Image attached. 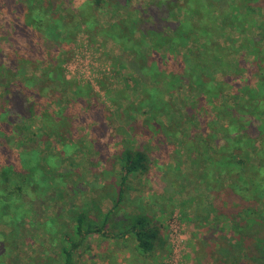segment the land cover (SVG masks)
<instances>
[{
    "label": "trees",
    "instance_id": "1",
    "mask_svg": "<svg viewBox=\"0 0 264 264\" xmlns=\"http://www.w3.org/2000/svg\"><path fill=\"white\" fill-rule=\"evenodd\" d=\"M10 3H13L9 7L14 20L12 35L25 36L26 40L23 45L17 44L11 33L1 31L0 46L3 40L10 43L0 49V87L4 92L0 96V226L9 228L11 236L25 225L44 228L50 236L59 234L61 238L56 240L63 243L62 264H74L75 254L91 238L111 241L120 251L135 247L152 252L154 240L166 233L162 220L157 219L158 213L173 215L172 208L169 211L167 207L173 204L178 208L173 197L181 195L187 196L184 206L189 204L190 213L186 215L183 210L185 217L210 231L196 245L195 264H264V185L257 177L264 169V100L261 98L264 0H154L149 4L143 0L138 5H133L131 0H106V7L119 21L113 22L105 34L120 42L123 52L133 57L130 60L127 55H119L113 68L127 70L132 84L146 83L138 106L147 112L142 114V108L136 109L134 104L126 109L119 105L114 118L109 114L105 122L94 120L98 138L88 149L73 150L68 148L73 144L70 131L75 126L87 125L89 120L82 110L89 103L84 100L87 95L73 89L60 66L71 58L73 42L79 33H85L91 43L104 36V31L99 32V21L91 15L104 0H13ZM177 12L186 13L189 18L175 19ZM15 21L21 23L17 25ZM231 31L240 39H237L238 49L253 59L238 66L237 76L228 80L232 85L222 91V83H216L214 75L230 67L229 58L236 41L228 34ZM227 34L229 38L221 42ZM253 34L256 41L252 40ZM165 47L186 50L184 55L177 53L172 58V92L168 93L173 97L183 87L189 94L185 98L180 90L178 95L184 97L186 122L180 119L164 123L153 112L152 105L150 108L146 103L149 101L146 85L156 81L150 75L152 68L143 59L150 58L154 65L151 56L159 54L156 49ZM25 63L34 65V72L42 71L36 81L24 69ZM245 73L249 76L244 77ZM140 74L145 77L143 81ZM165 108L169 119L171 113L177 116L179 107L173 99L171 109ZM10 110L18 116L12 117ZM139 115L144 117L138 124ZM32 117L39 121L42 132L32 133L26 142L19 143L18 154L7 150L9 136L4 120L14 123L20 131L29 128L27 122ZM225 118L231 122L228 133L231 152L235 153L230 155L226 138H219V134L225 135L219 127ZM257 121L261 125H255ZM139 135L149 139L142 140ZM258 140L259 145H252L251 142ZM57 145L62 147L58 153L60 159L70 164H75V157L84 152L82 149L91 152L92 177L91 181H84L89 188L83 193L91 194L95 211L106 199L111 202V208L95 221L89 219L87 201L76 206L71 200L70 208H59L55 217L46 213L51 204L57 205L59 200L67 198L64 193L69 185L67 176L55 167L57 158L53 163L47 152L49 147L57 149ZM161 151L162 160L167 158V162H159ZM165 151L170 153L166 155ZM230 165L241 169L235 171ZM141 176L149 182L164 179L175 187L174 192L159 195L153 190L152 201L147 204L151 209L144 210L139 201L128 198L129 190L135 186L133 181ZM56 177L66 180L61 184ZM224 181L229 182L227 187H222L228 191L225 198L220 194L221 188L211 184L217 182L221 186ZM196 192L197 196L193 195ZM64 212L70 223L50 231L52 221ZM39 218L46 221H36ZM225 222L232 232L229 237L220 229ZM3 242H9V237Z\"/></svg>",
    "mask_w": 264,
    "mask_h": 264
},
{
    "label": "rangeland",
    "instance_id": "2",
    "mask_svg": "<svg viewBox=\"0 0 264 264\" xmlns=\"http://www.w3.org/2000/svg\"><path fill=\"white\" fill-rule=\"evenodd\" d=\"M10 1L12 2L13 0H8L7 3L5 0H0V5H3L0 11V37L1 31L3 30H7L9 33H11V35L14 34V32H12L13 29H11V26L14 25V20L11 19L9 14V7H12L13 3H10ZM142 1L143 0H131L133 5H138ZM146 2L149 4L153 3L154 0H146ZM105 3L106 0H104V3L101 6L96 7L93 11H91V15L96 17L99 21V32L104 31V36H98L95 43H91L85 33H79L76 36L75 42H73L75 49L71 58L60 66L63 70L65 78L72 83L73 89L79 90L82 94L87 95V97H84V100L85 102L89 103H86L87 106H85L82 110V114H84L87 120H89L87 125L84 127L82 125L75 126L74 130L70 131V137H72L73 144L70 143L68 148H71V150H73L75 147H86L88 149L92 144V141L95 138H98V130L96 129L97 124L93 123L94 120L105 122V118H107L109 114H113L111 116L114 118L117 114V110L119 109V105L126 109L128 106L134 104L135 108L139 109L140 106H138V102H140L142 99V87L146 84L142 82L136 85L132 84L133 79H129L127 70H118L113 68L114 60L119 55L120 57L127 55L130 60H132L133 57H130L129 54L123 52V47L120 45V42H115L106 36L107 34H105V32L108 33V29L111 24L115 21H119V18L110 12V9L106 7ZM181 4H183V2H181ZM174 18L179 19L180 21H186V18L189 17L186 13L177 12L175 13ZM15 22L17 25L21 23L19 21ZM116 30L119 31L118 28ZM253 33L256 32L253 31ZM228 34L233 37L231 38L232 40H236L235 44L233 43L234 49L231 52L229 58L230 67L224 72L218 70V72L214 75L216 83H222V91L229 89L230 85H232V83H229V81H232V78L237 76L236 73L239 71L238 66L242 63H249L253 59L252 56H245L242 54V49H238L237 43L238 40L240 41L238 36H236L232 31L228 32ZM228 34L227 36H222L221 42L229 38ZM119 35L122 37L121 33H119ZM254 35L255 34H253L252 40L256 41V35ZM10 37L20 45H23L24 40H26L25 36L21 35L18 37L12 35ZM9 43L10 41L5 43L3 40V45L0 46V49L3 47L6 48ZM195 47L196 46L194 45V48ZM262 47H264V43ZM22 49H24V47H22ZM156 51L159 54L151 56L152 61H155L154 65L151 64L150 58L146 57L143 59L144 62H148L147 67L152 68L150 75L155 76L154 80L156 81L155 84L148 83L146 85L149 89L145 94L149 98V101L146 103L149 104L150 108V105H152L151 109L154 113H157L158 116L161 117V121L164 123H168V121L174 122L180 119L184 120L186 112L183 108L184 102L182 100L189 94L185 93V88L183 87L178 88L177 92L175 93L176 95L173 97L172 94L169 95L168 93L172 92V74H170L172 73V58L176 56L177 53L184 55L183 53H186V50L182 48L172 50L171 47H165L163 49H156ZM122 53L125 54L123 55ZM20 54H24V51L20 50ZM141 63L142 62H140V64ZM24 69L28 71L29 74H32L31 79L35 81L42 74L41 70L34 72V65L31 63H25ZM140 75L142 78L141 81H143L145 77L142 74ZM247 76H249L248 73H245L244 77ZM180 90L181 93L184 94V97L178 96L180 94ZM262 93L263 95L261 94V98L264 100V88L262 89ZM3 94V88L0 87V96ZM172 99L177 104L179 109L175 112L177 113V116H172L171 113V118L169 119L170 116L166 115L167 108L165 107L169 106L171 109ZM31 100L32 98L29 99L28 102ZM84 100H82V102H84ZM20 103L23 106V101ZM140 108H142V114H146V109L142 106ZM9 114H12V117L15 118L18 116V114L12 110H10ZM94 116L96 117L94 118ZM143 117L144 115H139L137 119L138 124L142 121ZM15 121L18 122L20 119H16ZM184 122H186V119ZM4 123H7L8 134H6L9 136V143L6 145V148H8L7 150H10L14 154H18L21 151L19 143L23 142L24 140V142H26V138H30L32 133L40 134L42 132V127L35 117L30 118L27 122L29 124V128H25L20 131H17L14 123H8L6 120H4ZM230 124L231 122L229 119L225 118L221 120V124L219 126L221 127L220 129H223L222 133H225L226 135L222 136L219 134V138H226L228 151L230 149L228 155L235 153L231 152L232 142L229 138L230 134L228 133ZM257 124L261 125L260 121L255 123V125ZM139 136L142 140L149 139L148 137H142L141 135ZM37 137L41 136L37 135ZM251 143L252 145L254 144L257 146L259 145V140L253 141ZM31 144L33 143L31 142ZM100 147H102L101 144L99 148ZM128 147L130 148V143ZM61 148L62 147L60 145H57V149L49 147L47 152L49 153L50 159L53 161V163L54 159L57 158L55 167H59V171L65 177L67 176L69 185L65 186L66 189H64V193L67 198L64 200H59L57 205L51 204L47 208L46 213H48L49 217H55L57 211H59V208L64 210L70 208L71 200L75 201L76 206H79L84 201H87V203H90V205H87L89 219L91 221H95L98 217L103 216V214H105L111 208V202L109 199H106L101 204L102 206H100L95 211L94 206L92 209L91 194L86 193V195L83 193V191H86L89 188V186L84 184V181H91L90 179L92 177V162L90 160L92 154L90 151L88 152L86 149H82L84 152H80V154L75 157V164H70L68 161H62L58 156L59 150H61ZM91 150H93V148H91ZM165 152L166 155L170 153L167 151ZM64 153L65 151H63L62 155H64ZM162 155V151L158 153L159 162L162 163L161 161L164 162L165 160L167 162V158L162 160ZM255 161L257 160L255 159ZM230 167L237 171V166L230 165ZM154 169L156 170V168ZM238 169L240 171L241 168L239 167ZM257 177H259L260 184L264 185V169L262 174L257 173ZM154 179L157 178L155 177ZM56 180L62 184V181L64 182L66 179L56 177ZM133 182H135V186L129 190L128 198L131 201H139L138 203L140 204V208H143L147 211L151 209V207L147 206V204L149 201H152L150 196L152 195L153 190H155V192L159 195H162L163 193H166V195H172V191L174 192L175 188H173V185L169 184L164 179H158L155 181L151 180L149 182L145 181L144 177L141 176L139 179L137 178ZM201 184H205V182ZM211 184L215 187L219 186L221 188L222 191L220 194L223 196V198L228 195L227 189L222 187H227L229 182L224 181L221 186L217 182H211ZM71 187L76 189L72 190ZM79 190H82V192L79 193ZM82 194H84V199ZM193 195L197 196V192ZM186 197L187 196L182 197L181 195L173 197V201H176V207L178 208L173 207V204L168 205L167 209L170 211L172 208L173 210V215L171 214L170 217L168 216V213H158L157 219L162 220L161 223L164 227L163 232H168V236L166 237V233H162V236H160V239H158V241H162L159 245L160 247H155L152 252H144L135 247L124 248V250L120 251L116 247H104V241H98V239L95 240L94 238H91L90 241L75 254L74 264H195L194 251L196 249V245L200 243V241H202L205 236L208 237L210 231L205 229V227L197 226L188 217H185L183 210H186V215L190 213L188 207L189 204L184 206L183 203ZM207 199H209V196H207ZM199 201H202V198H200ZM56 218L57 219H55V221L53 220L52 224L48 228L50 231L57 229V227L58 230H60V225H65L71 221L66 212H64L61 216H57ZM171 219H174V221H171V226L169 227V222ZM36 221L41 222L46 220L39 218L36 219ZM169 229L172 231V236L169 233ZM220 229L227 237L232 235V232H230L226 222ZM215 235L220 237L219 234ZM6 237H9V242H3L4 244H2L3 239L5 240ZM60 238L61 237L59 234L54 233L52 236H50L47 234L44 228H30L28 225H25L23 228H19L16 234L11 236L10 229L1 225L0 264H62L63 258L61 255V249L63 248V243L61 240L57 241Z\"/></svg>",
    "mask_w": 264,
    "mask_h": 264
},
{
    "label": "crops",
    "instance_id": "3",
    "mask_svg": "<svg viewBox=\"0 0 264 264\" xmlns=\"http://www.w3.org/2000/svg\"><path fill=\"white\" fill-rule=\"evenodd\" d=\"M95 239V238H94ZM160 239V238H159ZM96 240V239H95ZM108 243V242H107ZM104 243V247H114L113 246V243L110 241V243ZM160 245V243H159V241L158 240H154V244H153V247H160L159 246Z\"/></svg>",
    "mask_w": 264,
    "mask_h": 264
},
{
    "label": "built area",
    "instance_id": "4",
    "mask_svg": "<svg viewBox=\"0 0 264 264\" xmlns=\"http://www.w3.org/2000/svg\"><path fill=\"white\" fill-rule=\"evenodd\" d=\"M173 218H174V217H173ZM171 221L173 222V221H174V219H171V220H170V222H169V227L171 226ZM171 232H172V231H171V229H169V233H170V234H171V236H172V233H171ZM170 234H169V235H170Z\"/></svg>",
    "mask_w": 264,
    "mask_h": 264
}]
</instances>
